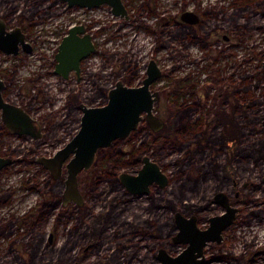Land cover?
Here are the masks:
<instances>
[{"label":"rangeland","instance_id":"rangeland-1","mask_svg":"<svg viewBox=\"0 0 264 264\" xmlns=\"http://www.w3.org/2000/svg\"><path fill=\"white\" fill-rule=\"evenodd\" d=\"M126 1L134 14L127 21L114 16L108 5L83 12L66 10L61 0H0V12L11 24L28 16L27 25L30 11H37L33 14L37 47L25 53L19 67H14L18 58L0 52V70L8 82L9 99L31 107L47 133L34 147L28 135L0 138V152L14 157L0 170V264H31L42 252L88 264H159V246L173 253L185 246L171 241L175 211L195 213L198 224L206 227L210 216L224 211L214 201L219 190L230 195L238 212L223 240L207 243L203 264H264V0ZM186 7L204 10L196 27L175 21ZM162 16L165 31L160 35L154 28ZM68 19L91 21L93 29H109L112 21L116 23L111 37L104 39V33L97 37L98 48L85 58L80 80L74 76L64 80L54 72L51 60L59 41L57 23ZM152 56L164 70L153 82L162 92L156 113L167 122L158 131L170 129L165 145L147 153L169 174L168 184L134 195L103 173L105 178L89 191L95 179L81 174L88 185L81 209L61 201L54 204V190L64 181L53 179L34 157L54 153L77 131L80 102L101 104L102 90L118 78L132 77L129 82L140 83ZM179 86L182 91H177ZM178 110L186 121H180ZM213 123L212 137L218 140L206 145L207 132L198 145L200 133ZM145 137H153L147 128L116 148L128 156ZM143 146L146 150L147 143ZM138 167L124 166L119 172L136 173ZM183 200L192 207L188 212ZM92 212L110 214L93 243L82 226Z\"/></svg>","mask_w":264,"mask_h":264},{"label":"water","instance_id":"water-1","mask_svg":"<svg viewBox=\"0 0 264 264\" xmlns=\"http://www.w3.org/2000/svg\"><path fill=\"white\" fill-rule=\"evenodd\" d=\"M104 1L113 5L115 13L124 14L126 12L122 0H69L70 4L78 3L88 6L99 5ZM183 18L191 22L197 20V16L191 11L184 12ZM83 30L82 25L73 26L64 36L56 53V72L68 76L70 69L78 71L79 60L95 50L89 33L83 37L78 36L77 32ZM1 31L0 48L7 52H16L15 44L24 36L20 28L16 27L11 31L12 33L7 35L4 34L3 26ZM161 74V67L155 59H151L147 75L141 84L128 85L119 79L116 85L109 89L105 103L100 105L82 103L81 124L73 137L54 154L39 155L35 158L36 162L47 168L55 179L62 176L65 166L67 173L62 190V204L66 205L70 201L79 205L84 203V197L79 188L78 174L83 169L91 167L98 148L111 145L116 138H126L142 119H145L155 131L167 125L164 117L157 114L155 109V102L160 98V92L150 88L153 81ZM3 86L4 80L0 77V107L3 123L13 132L31 134L35 138L41 136L40 127L34 124L37 121L36 118L21 106L4 99L1 92ZM12 160L9 156L0 155V169L9 165ZM143 161V165L136 173L128 171L120 173V180L124 186L135 194L149 193L150 186L154 182L161 187L166 186L169 177L160 164L148 154L144 155ZM214 201L219 203L224 211L210 216L206 227L198 224V216L195 213L186 215L181 210L175 211L174 221L177 231L172 239L176 243L185 244V247L176 255L170 254L165 248H160L158 256L162 261L161 264H203L205 262L206 244L210 241L221 242L223 240V231L234 222L238 210L237 206L231 204L224 190H219L214 194ZM72 264L87 263L75 260Z\"/></svg>","mask_w":264,"mask_h":264},{"label":"flooded vegetation","instance_id":"flooded-vegetation-1","mask_svg":"<svg viewBox=\"0 0 264 264\" xmlns=\"http://www.w3.org/2000/svg\"><path fill=\"white\" fill-rule=\"evenodd\" d=\"M61 1H63V2H65V9L67 10H73V9H82V11L84 12V11H86V10H90V9H92V8H96V7H102L103 5H108L109 6V8H110V10H111V12L113 13V15L114 16H116L117 18H120V19H122V20H130L132 17H133V12H132V8H130V3H128L126 0H122V2H123V4H124V6H125V8H126V12L124 13V14H121V13H115L114 11H113V5L112 4H110L109 2H102L101 4H99V5H93V6H88V5H80V4H78V3H72V4H70V2H69V0H61ZM53 4V3H52ZM52 4H50L49 5V7H51L52 6ZM48 10H49V8H47ZM152 9V8H151ZM47 10V11H48ZM186 11H191V12H193L196 16H197V20L196 21H194V22H191V21H188V20H186V19H184L183 18V13L184 12H186ZM31 13V16H30V18H31V22H29L27 25L25 24V22H24V20H25V18H28V16H23V17H21L20 18V21H19V23H15V24H11L10 23V20H8V17H7V15L5 14V12L4 13H2V12H0V35H1V28H2V26H3V28H4V34H8V33H12L11 31L13 30V29H15L16 27H19L20 28V31H21V33L22 34H24V36H23V38L21 39V40H18L17 41V43L15 44L16 45V52L15 51H10V52H7L6 50H4V49H2V48H0V52H3L4 54H6V55H12L13 57H15V58H18L19 59V64H14V67H16V66H18L19 67V65H20V62H23L24 60H26V52H33L34 50H35V48L37 47L36 46V44H34V37H35V32H34V30H33V28H34V26H35V24H36V20L35 19H33V14H37V11H35V10H33V11H30ZM51 15H50V19H51V17H53L54 16V13L53 12H49ZM56 14H58L57 12H55ZM203 13H204V10L203 11H201V10H199L198 8L197 9H195V8H188V7H186V8H184L183 10H181L180 12H179V17H178V15L176 14V18H175V21H177V23H180V24H185L186 26H188V27H190V28H193V27H196L197 25H199L202 21H203V19H204V16H203ZM67 17V16H66ZM69 18H70V16H69ZM109 20V19H108ZM111 20H114V19H111ZM65 21L63 20V21H61V22H59V23H57V27H59V28H56V31L55 32H58V34H59V41H58V46H57V48H56V50H55V52H54V54H53V57H51V60H53V63H54V72L55 73H57L59 76H61L64 80H70L73 76L76 78V80H80L81 79V71H82V69H83V62H84V60H85V58H87L88 56H90L93 52H95L96 50H97V48H98V38L97 37H100V38H102L101 37V35L104 33L105 35H104V39H105V37L107 38V37H111L110 35L112 34V33H110L111 31H113L112 30V28H113V26H114V24H116V23H114L113 21H112V23L110 24V26H108V28L109 29H107L106 27H100V28H97V29H93V27H92V23H91V21H89V22H86V21H84V20H73V21H71V19H68V22L66 23H64ZM163 22H164V17L162 16L161 17V19L159 20V27H158V29L157 28H154V30L155 31H157L158 30V32L160 33V35L165 31V28H162V25H163ZM80 25H82V27H84V30L83 31H78L77 32V34H78V36H81V37H83V36H85L87 33H89L90 35H91V39H92V41L94 42V45H95V50L93 51V52H91L89 55H87V56H85V57H83V58H81L80 60H79V70L77 71L76 69H70L69 70V73H68V76H64V75H62V74H60V73H58V72H56V70H55V68H56V63H57V58H56V53L58 52V49H59V46H60V43H61V41L63 40V38H64V36L65 35H67L69 32H70V29L73 27V26H80ZM118 27V26H117ZM116 27V28H117ZM191 32L192 33H194V30L193 29H191ZM12 35V34H11ZM10 35V36H11ZM34 36V37H33ZM224 36V38H226V39H228L229 38V36L227 35V34H224L223 35ZM103 39V40H104ZM102 41V40H101ZM151 59H155L156 60V62H157V64L159 65V63H158V60H157V58L155 57V56H152V57H150L149 58V60H148V62H147V65H146V71H145V75H144V77L147 75V68H148V64H149V61L151 60ZM264 61V60H263ZM160 66V65H159ZM161 67V66H160ZM263 68H264V66H263ZM8 69V71L10 72V73H13L12 72V68L10 69V68H6V70ZM161 69H162V74H161V76L163 75V73H164V70H163V68L161 67ZM160 76V77H161ZM0 77L4 80V86H3V88H2V95H3V97H4V99L5 100H7V101H10V102H12V103H15V104H17V105H19V106H21L24 110H26L27 112H29L34 118H36V120L37 121H35L34 122V124L39 128L40 127V130H41V133H42V135L41 136H39V137H37V138H35V137H33L31 134H21V133H17V132H13L12 130H10L7 126H6V124H4L3 123V121H2V118H1V113H2V109H1V107H0V123H2V124H4L6 127H7V131H5L4 133H1L0 134V138L1 137H4L5 135H8V134H10V133H12V134H17V135H28V136H30L31 137V146L32 147H34V145L36 144V146H37V144L41 141V139L42 138H46L47 137V133H46V131H45V127H44V124H43V122L41 121V119H39L38 117H36V116H34L33 115V113H32V109H31V107H29L27 104H21V103H18V102H16V101H14V100H11V99H9V97L7 96V93H6V88H7V86H8V82H7V80H6V78H5V76H4V71L3 70H0ZM144 77L142 78V81H143V79H144ZM160 77H158L157 79H159ZM132 78V77H131ZM131 78H129V80H125V79H123V78H118L116 81H115V83L112 85V86H110L108 89H106L105 91H103L102 90V93H103V102L101 103V104H103V103H105L106 101H107V94H108V91H109V89L111 88V87H114L115 85H116V82L119 80V79H122L123 81H124V83L125 84H128V85H138V84H141L142 83V81L140 82V83H138V84H133V83H131V82H129L130 80H131ZM156 79V80H157ZM154 82V81H153ZM150 88H151V90H159V92H160V98H161V95H162V92H161V89L160 88H155V87H153V83L151 84V86H150ZM178 89V88H177ZM177 91H182V86H179V89L177 90ZM101 93V94H102ZM160 98L155 102V106H157V103H158V101L160 100ZM82 103H85V104H87L86 102H84V101H82V102H80L79 104H78V107L81 109V111H82V113H81V115H80V117H79V124H78V126H77V128L79 129V127H80V124H81V116H82V114H83V110H82V108H81V104ZM87 105H89V104H87ZM92 105H100V104H92ZM156 109V108H155ZM157 110V109H156ZM196 122H199V121H196ZM145 124V125H144ZM214 124V123H213ZM215 127H216V125H215ZM144 128H147L148 130H149V132L151 133V135H153V137H154V135H156V134H158L160 131H158V130H154L149 124H148V122L145 120V119H142L140 122H139V125L135 128V129H133L131 132H130V134L126 137V138H116V139H114L113 140V142L111 143V145H109V146H106V147H100V148H98V150L96 151V155H95V160H94V162H93V164L91 165V167L90 168H88V169H83L82 171H80V173L78 174V179H79V188H80V191H81V193H82V195H83V197H84V203H85V193L83 192V188H84V186H83V182H85L86 180L85 179H83V178H81L82 176H81V174H85V176H87L88 175V171L89 170H91L93 167H94V165L95 164H97V162H98V155H99V153L100 154H104V155H106V152H101V150H103V149H106V148H110V147H112V146H114L115 148H116V146L120 143V142H128V141H130L131 140V138H132V136H133V134L136 132V131H138V130H141V129H144ZM78 129H77V131H78ZM76 131V132H77ZM75 132V133H76ZM74 133V134H75ZM73 134V135H74ZM73 135L71 136V137H73ZM146 139H147V137H145V138H143L140 142H139V144H137V149L135 150V151H130V152H128V156H126L125 154L127 153V152H122L121 151V149L120 148H116V149H114L113 150V152H110V155L112 156V159L113 160H116V161H120V162H123V161H125V162H127V166H125V167H129V166H134V165H138L139 167H138V170H139V168L143 165V157H144V155H146V154H148L147 152H148V150L146 149H144L143 151H142V155H141V157H140V161H138V162H135L134 163V158H135V152L136 151H138V146L140 147L141 146V142L142 141H146ZM68 141V140H67ZM66 141V142H67ZM65 142V143H66ZM64 143V144H65ZM144 144H145V142H144ZM35 146V147H36ZM63 146V145H62ZM60 148V147H59ZM118 152H122L121 154H123V157L120 159L119 158V156H118ZM55 153V152H54ZM54 153H52V154H54ZM29 153H26V155H28ZM52 154H45V153H42V154H39V155H52ZM0 155H2V156H9V157H11L12 159H14V157H13V153H11V152H4V153H2V152H0ZM39 155H37V156H39ZM148 155H150V154H148ZM37 156H35L34 157V160H35V158L37 157ZM151 156V155H150ZM29 158V157H28ZM32 157H30V159H31ZM151 158L152 159H154L152 156H151ZM155 160V159H154ZM36 161V160H35ZM12 162H13V160H12ZM11 162V163H12ZM10 163V164H11ZM38 163V162H37ZM40 164V163H39ZM7 166V165H6ZM5 166V167H6ZM43 166V165H42ZM161 166V165H160ZM121 167H124V165L123 166H121ZM120 167V168H121ZM4 168V167H3ZM2 168V169H3ZM120 168L118 169V172H117V177H118V179H119V181H120V183H121V185H123L124 186V184L121 182V180H120V173L121 172H123V171H128V172H130L129 170H123V171H121V172H119V170H120ZM161 168H162V166H161ZM2 169H0V170H2ZM47 169V168H46ZM163 169V168H162ZM48 170V169H47ZM137 170V171H138ZM164 170V169H163ZM49 171V170H48ZM165 171V170H164ZM66 173H67V171H66V168H65V166H64V169H63V174H62V176L60 177V178H58V179H55L52 175H51V173H50V175L52 176V178L53 179H55V180H60V181H64V179H65V176H66ZM132 173V172H131ZM167 175H168V177H169V174L167 173ZM103 178H105V177H103ZM100 180H102V178L100 179ZM99 180V181H100ZM98 185H99V182H98ZM64 186H65V183H64ZM64 186H58V187H61L62 188V190H63V188H64ZM57 187V188H58ZM125 187V186H124ZM157 188L158 190L160 189V188H163V187H161L158 183H156V182H154V183H152L151 184V186H150V192L152 191V189L153 188ZM126 188V187H125ZM62 190H61V197H60V201H61V204H62ZM126 190L129 192V193H131V194H134V195H136L135 193H132V192H130L127 188H126ZM150 192L149 193H147V194H150ZM228 194V193H227ZM237 194H239V193H237ZM139 195V194H138ZM228 196H229V199H230V202H231V198H230V195L228 194ZM84 203L82 204V205H79V204H76L75 202H73V201H70L68 204H66V205H64V204H62L63 206H69V205H72V206H75V207H78V209H81V207L84 205ZM58 204H60V203H58ZM231 204H233L232 202H231ZM234 205V204H233ZM236 206V205H235ZM237 212H238V210H237ZM92 214H90V215H88V216H91ZM237 215V214H236ZM235 219H236V217H235ZM234 219V220H235ZM83 224H82V226H85L86 225V222L85 221H83L82 222ZM233 224V223H232ZM231 224V225H232ZM81 225V224H80ZM230 226V225H229ZM228 226V227H229ZM227 227V228H228ZM226 228V229H227ZM174 229H176L175 230V232L172 234V236L176 233V231H177V227H176V223H175V225H174ZM225 229V230H226ZM224 230V231H225ZM224 231H223V235H224ZM85 235V234H84ZM86 236V235H85ZM172 236H171V241L173 242V243H176V242H174L173 241V239H172ZM224 238V237H223ZM86 239H88L87 237H86ZM50 240H52V237L50 238ZM91 242V241H90ZM93 243V242H92ZM178 244V243H177ZM185 245V244H184ZM207 245V244H206ZM185 247V246H184ZM183 247V248H184ZM206 247V246H205ZM160 248H165L166 249V251L167 252H169L170 254H172V255H176V254H178L179 252H181V250L183 249H181L178 253H173L172 251H170L167 247H165V246H159V248H158V250H157V252H156V256H157V258L159 259V261H160V263L159 264H161V259L159 258V256H158V253H159V250H160ZM206 261V260H205ZM74 262V260L72 261V263ZM85 262V261H84ZM88 264V263H87Z\"/></svg>","mask_w":264,"mask_h":264},{"label":"trees","instance_id":"trees-1","mask_svg":"<svg viewBox=\"0 0 264 264\" xmlns=\"http://www.w3.org/2000/svg\"><path fill=\"white\" fill-rule=\"evenodd\" d=\"M177 113L180 116V118H179L180 121H182V122L186 121L185 115L183 112H181V110H178ZM215 125L216 124L212 125L213 128L207 127L206 130H204L202 133H200L199 137L196 140L198 142V145H202L201 142H202L203 138L205 139L204 136L208 132V134L206 135L207 138L204 141V143H206V145L213 146V143H215V141L218 140V139L216 140L212 137V131H213V129H216ZM205 127H206L205 124L201 125L200 130L202 131V129L203 128L205 129ZM169 129L170 128H167V130L165 132H163V133L159 132L158 134L154 135V137L147 138L146 141H142L141 146L140 147L138 146V151L135 152L134 163L140 161L142 151H143V149H145L143 146L144 142L147 143L146 149L150 152L153 149H157V148L164 146L165 141L167 140V138L165 136L168 134ZM5 131H7V127L4 124L0 123V134L4 133ZM215 132H217V130H215ZM196 133H198V132H196ZM218 136L220 138V133ZM215 137H217V136H215ZM221 139H222V137H221ZM114 149H115V147L112 146L110 148H106V149L101 150V152H103V153L106 152V155L99 153L97 164H95L94 167L87 172L88 173L87 176H89V177L91 176L92 178L95 179V181H94L95 185H92V187L89 189V191L93 190L94 188L97 187L99 180L104 177V174H108V175H111L112 177H114L117 185L120 183V181L117 177L118 169L121 166H123V165L127 166L128 164L125 161L120 162V161H116V160L112 159L110 152H113ZM199 150L200 149L197 148L195 153L197 154V152ZM196 158H198V157H196ZM198 159H200V158H198ZM83 186H84V188L88 187L87 183H84V182H83ZM61 190H62L61 187H58L54 190V194H53L54 198H55L54 202H53L54 204L60 203ZM85 190H88V189H85ZM185 202H187V201H184V200L182 201V207L184 210H186L188 212V210H191L192 207H191V205L185 204ZM42 212H44V209L42 210ZM91 214H92L91 216H86V218L83 220L86 222V225H85L86 230L84 232H85V235L88 238V240H90L91 242H95L100 238V235L102 234L103 230L106 228L107 223L110 221V214H108L106 216L104 214H98L95 212H92ZM88 218H90V219L88 220ZM30 263L31 264H71L72 258H69V259L66 257L64 258L62 254H56V255L49 256L46 253L42 252L39 255L37 260L32 259Z\"/></svg>","mask_w":264,"mask_h":264}]
</instances>
